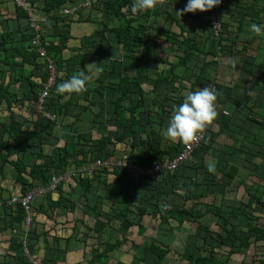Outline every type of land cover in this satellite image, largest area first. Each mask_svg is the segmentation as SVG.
Instances as JSON below:
<instances>
[{
	"label": "trees",
	"instance_id": "obj_1",
	"mask_svg": "<svg viewBox=\"0 0 264 264\" xmlns=\"http://www.w3.org/2000/svg\"><path fill=\"white\" fill-rule=\"evenodd\" d=\"M30 4V8L33 10V14L29 13V10L22 5L17 4V15L19 18H31L37 15L40 11H44L48 16L52 17L55 22L54 33L50 34L45 30V27L42 23L39 22L41 40L45 45L48 56L54 60L58 66V70H64V79H68L74 73H77L87 64L86 57L89 53L99 56L98 61L96 62V67H99L100 75L96 77L98 84L96 85L95 91L100 94V97H103L102 94L104 89L113 90V93H119V95L111 94L109 100V106L113 108V111L116 113V125L118 127V132L116 135L110 136L103 134L98 139H93L87 135H80L77 140L66 141L63 147L57 148V153L50 155V153L45 150V144L47 142L48 135H52L53 124H55L61 117L62 114H65L66 108L70 106V101L78 99L81 95V92H86V97L89 95V89L79 92L72 93L70 97L64 101H59V98L62 96L58 95V98H55L54 94H57L55 86L51 89L50 96L47 98L44 106L45 111L56 116L55 120H51L48 117H43V120H46L47 124L45 126H35L33 128L29 127L28 129H22L21 125L17 118L15 111L12 109L13 102H18L20 99H17V93L11 91L10 86L4 83V79L8 73L11 74V80L16 82L23 83L27 81L31 89L30 91L34 92L32 96L35 102L34 112H39L38 106L39 95L42 92L45 84L49 78V71L46 63V68L44 67L42 61L46 60L39 55V51L35 49L33 44V39L35 36L34 28L29 27L26 30L16 28L15 30L5 31L2 34V40L0 42V65H2L1 78H0V101H6V107H8L9 115L7 118H3L0 115V174L4 173V168L7 165H12L13 170L15 171V185L20 184L21 194H24L26 191L45 186V188L50 187L49 184L54 175L60 174L65 170V167L68 162V157L78 156L83 154V158L78 160L77 165L81 164H93L96 160L106 158L111 156L115 152V147L118 143H125L128 138H131V144H148L151 147L144 154V163L142 165L147 166L153 161V159L163 158V153H168L170 157H173L179 150L182 149L181 140H177L176 144L171 149L165 151L162 147L158 146L161 141L158 137H152L149 135L146 139L141 138L142 133L147 131V127H143L141 132H137L136 135L128 136L129 131H134L140 123L138 120L130 121V124H127L124 121L125 112L129 111L131 117H135V112L140 114L144 110V100L146 98V91L143 88L144 83H150L152 86V92H155L154 100L159 103L156 107V110L151 111V116L149 115V121L157 120L158 125L168 119L169 115L173 112L175 105L166 103L165 99L161 97V91L159 90L160 84L164 81H168L167 84L172 86V90H175L174 86L176 83V78H174V71L176 68L183 66L187 70L196 68L197 63L209 62V59L205 61L198 57L199 52H203L205 56L208 54L214 56L216 55L215 51H205V49L200 45L198 41V36L195 32L188 31L184 26H179L180 30L173 31L170 26H157L153 24V18L159 17L160 13H167L168 17L176 21L174 14L168 11H161L155 8L139 11L136 14L131 12V4L133 0H100L99 2H93L92 5L88 6L90 12L86 17H79L74 19L71 14L64 12L61 13L64 5L70 3L73 7L80 0H26ZM234 2L235 6L239 9L240 17L238 19V26L236 29H233L231 21L222 22V31L219 38H215L212 31L210 30L211 37L215 39L216 44H218L219 54L223 56H228L232 50V56L235 57L236 54L242 53L244 49L249 48V43L246 44L245 40L240 38V33L242 29V23L246 20L250 22L261 23L260 20L264 16V5L259 6L257 0H252L250 3L247 0H227L225 6H230ZM77 6V5H76ZM224 7V6H223ZM76 13L82 15V8ZM72 14V15H76ZM98 14L101 17H105L102 27L95 29L92 32V44L86 45L84 43L81 48L88 46V51L78 52L75 55L64 58V51L69 48L68 40L71 37L70 35V26L73 22L81 21H92V16ZM118 19L117 23H110L113 19ZM49 22V20H46ZM177 22V21H176ZM235 30V31H234ZM235 33V34H234ZM234 34V35H233ZM163 38V39H161ZM112 42L119 44L123 56L129 60H124L119 57L108 58L110 53L106 56H103L107 52H111ZM160 42L170 43L172 45H177V57L176 61H170L167 57L161 56V50L157 51L156 48L160 45ZM239 45L244 44L243 49L236 51L232 44ZM226 44V45H225ZM146 51H151L152 57L145 56L143 49ZM224 48V49H223ZM78 50V49H77ZM145 51V50H144ZM246 51V50H245ZM231 54V53H230ZM219 57V56H218ZM20 58V59H17ZM203 58V57H202ZM195 60L197 62L191 66L190 63H193ZM106 61V63H104ZM216 61V59H213ZM160 62L169 63L170 67L168 69L161 68ZM211 62L208 63L210 65ZM260 69L264 71V62H261ZM105 65V68L102 65ZM31 65L33 68L28 69L25 66ZM204 66V65H203ZM203 66L200 67V71ZM262 66V67H261ZM9 67V69H7ZM43 67L44 71L39 73V69ZM124 71H135V76L128 74H123ZM192 70V71H193ZM38 74V75H37ZM264 75V73H262ZM35 77H39V81ZM109 77L117 78V81H109ZM185 77V75H184ZM194 75H191V79L185 81L181 89L176 90L177 95L175 102L176 104L189 91H195L193 83L199 79L194 78ZM61 78H58L60 80ZM190 82L192 86L187 87L186 82ZM130 84L134 86V89H131ZM217 86V85H216ZM227 88V86H225ZM264 90V86L262 85ZM188 89L187 93L182 92L183 90ZM222 90L221 87H218V96L219 91ZM26 87L23 88L25 93ZM262 93V89L260 90ZM66 95V94H65ZM249 95V91L247 96ZM175 95H168L166 98L170 100ZM65 97V96H64ZM26 99H29L26 97ZM247 99H250L249 97ZM30 100V99H29ZM218 100V99H217ZM248 102V101H247ZM181 103V102H180ZM240 103V101H239ZM250 103V102H249ZM256 106L257 104L254 100L251 102ZM238 104V103H237ZM243 107L240 108L243 113V108H245L244 102L242 103ZM21 105V104H20ZM247 106V104H246ZM0 105V109H1ZM220 113L216 117V120H228L233 117V115H228L218 109ZM247 117L249 114H247ZM61 116V117H60ZM252 122H257L258 119L249 117ZM224 121V122H225ZM223 122V124H224ZM231 124V123H230ZM229 124V125H230ZM137 125V126H136ZM159 128V127H158ZM211 127L208 130V133L214 134L211 131ZM154 130L153 128L150 130ZM160 130V129H159ZM159 130L155 131V134H159ZM121 131V132H120ZM149 132V131H147ZM208 133L205 135L204 140L202 141L197 152L202 151L203 142H205ZM145 141V142H144ZM160 147V148H159ZM88 148V150H84ZM94 148V149H93ZM106 151V152H105ZM123 151V150H122ZM195 151V152H196ZM104 152V156L99 158L97 155H101ZM92 154L94 161L90 160L89 155ZM202 158V154L200 155ZM98 158V159H97ZM203 159H200V161ZM189 162L184 163V166H187ZM202 165V163H198ZM197 164V165H198ZM79 167V166H77ZM110 167H97L93 175L87 176V171H85L84 176L81 177V181L84 182V186L90 188L91 183L96 179L97 176L101 174H107L110 171ZM238 169L233 167L231 170L227 171L224 175L229 177H235ZM116 174L115 181L120 184V194L117 192L114 193L112 197V213L113 217L120 218L122 220L123 229L127 231L129 227L133 224L139 225V231L144 233L143 226L141 225L142 215L146 214L147 210H151L150 213L153 216L158 217L160 220L165 222H170L171 220H177L178 224H182L185 221L196 223L199 221L201 227L205 229V235L201 236L199 232L196 231L192 236V239L195 243H192L190 240L189 248L184 247V251L181 253L184 264H236L232 261V255L240 253L243 248H250L253 243L263 242L264 243V226L259 225L258 215L254 212L248 211V202H240L236 207H232L227 214L224 213L222 206L217 205L213 202L207 204L206 210L203 212L194 209V204L190 203V206L186 203L178 206L172 205V199H166L167 195H173L175 190L183 184L187 186L186 177L185 179H180L174 176L175 178H167L160 176L159 178L148 180L147 178L138 177L136 175H129L127 173H122L119 171H114ZM170 181V182H168ZM67 181L60 182L56 187L57 191L60 192L59 197L54 199L51 195L53 190H47L43 194H37L30 203V214L32 215V223L29 230L25 231L26 227V217L28 212L22 206L21 203H10V199L13 196L11 193H6L7 188L0 184V235L2 231L14 227L15 224H22V232L25 235V240L16 237H10L9 243H7L5 249L3 250V255H0V264H35L34 260L38 258L37 256V244L40 239H44L45 250L44 255L41 258L43 264H58L60 261L66 260V254L73 250L74 245L77 249H80L79 246L80 240L75 239V234L72 233L69 236L63 246H62V237L49 234V230L43 229L39 231V222L38 214L48 212L53 209L62 207L75 206V203L71 205L70 197L63 194L64 184ZM170 183V185L167 184ZM208 182L202 180L201 182H191L189 187L192 185H202L206 187ZM147 184V185H146ZM241 185H244L248 189V193L251 198H255L254 211L259 205H264V199L260 196L255 195L251 192V186H247L244 181L240 182ZM210 185V184H209ZM171 188L170 190H168ZM55 190V189H54ZM136 190V194L134 193ZM212 192V189L204 193L201 191L200 195H207ZM161 199L165 202L161 203ZM166 199V200H165ZM191 200L189 197H186L185 202ZM134 204L138 205L139 208V217L136 221H131L129 219V213L132 211V206ZM242 205H246L243 208ZM152 206V207H150ZM90 209H95L98 205H87ZM207 213H211L213 217H217L221 220V229L215 230L209 225V221H212L208 216L206 220L207 223H203L201 218H204ZM188 215V216H187ZM243 215V221L246 230H238L236 225L232 222L233 219L240 218ZM186 217H189L186 219ZM97 228L95 231H99V227L103 226V223L97 221ZM25 226V227H24ZM198 227V226H197ZM243 229V228H242ZM224 231V233H222ZM197 232V234H196ZM215 233L218 236H215ZM192 234V233H191ZM51 236V238H50ZM197 237L199 240H203L204 243H198ZM52 240V242L50 241ZM78 241V244L76 242ZM74 244V245H73ZM123 243L122 239H117L114 241H106L104 243H98L97 247H93L90 251V256L85 258V261L67 263V264H110L111 255L115 251L119 250ZM1 247V239H0ZM26 248L29 250V254L26 253ZM224 249L222 253L218 250ZM137 251V250H136ZM175 252L171 243H149L142 247L141 252H135L132 260L126 262L123 260H118L115 264H162L165 258L172 256V253ZM177 252V251H176ZM261 262L264 263V260Z\"/></svg>",
	"mask_w": 264,
	"mask_h": 264
},
{
	"label": "crops",
	"instance_id": "obj_2",
	"mask_svg": "<svg viewBox=\"0 0 264 264\" xmlns=\"http://www.w3.org/2000/svg\"><path fill=\"white\" fill-rule=\"evenodd\" d=\"M84 1L85 0H80L79 2L81 4ZM168 1H171V0H168ZM180 1L181 0H176V2H180ZM160 2L162 3L163 1H160ZM257 2L259 6L264 5V0H257ZM17 4H18L17 0H0V42L2 40V34L5 31L15 30L16 28L26 30L27 28L31 26V22H32L31 18L29 17L19 18L18 17ZM22 6L27 8L31 15L34 13L33 10L30 8V4L28 2H27V5L25 4ZM71 6L72 5L70 3L65 4L63 9L61 10V13H63V10L66 8L76 7V5H74L73 7ZM232 6L233 5H230L227 7L225 6V9L230 12ZM82 8L89 9L88 7H82ZM89 12H90V9L88 10V13ZM36 16L39 22L42 23L43 26L47 25L45 27V30H47V32L50 34H53L54 26L56 25L55 22L53 21L54 19L48 16L47 13H45L44 11H40L39 13H37ZM36 16H34L33 19H35V21L39 24ZM71 16H73L74 19H77L79 17H85L86 15L82 14L80 16V13L79 14L76 13V15L71 14ZM47 19L49 20V22L46 21ZM104 19L105 17L93 15L92 21L73 22L70 26L71 37L68 40L69 48L64 51L63 53L64 58L75 55L78 52L80 53V52L88 51L89 49L88 46L83 47V48L81 47L84 43H86V45L92 44V37H91L92 32L95 29L102 27L103 21H105ZM261 19L264 20V16ZM117 22H118L117 18L113 19V21H110L112 25H114V23H117ZM245 22H250V21L246 20ZM77 23L83 24V25L81 27L80 26L75 27V24ZM178 26L185 27V25H179V24ZM45 45L42 43V47L46 50V53H47V49ZM161 46L162 47H161L160 53L164 54L163 57H167L170 61H176V57L178 55L177 45H172L170 43L163 42ZM258 46L260 45L255 44V47L252 46L250 47V49H244L242 53L236 54L238 55L236 58V61L240 62V64L238 65L239 67L232 68V67L227 66L229 64H226V65L221 66L218 71L214 69L209 71L211 67L210 66L211 63L210 65H208L210 67L208 68L207 76L211 77L209 79L211 81L208 82L207 86H209L211 83H214L215 85H217V87L219 86L221 87L222 91H224L227 97L226 101L230 100L235 105L234 108L231 110V115H233V118L235 119L242 118L243 113L240 108L243 107L242 103L245 102L243 99V96H245V91H247V89L244 91V94L242 97H237L242 94L244 85L243 87H239L237 89H232L231 85L234 88L235 87L234 84H236V81L240 80V81H247L246 84H250V86L253 88L254 86H257L258 83H260L264 78V75H262L264 71L259 68L260 65L262 64L261 62H264V53L261 54L260 52L255 51V49H253ZM243 47H241V49H243ZM35 49L39 51L37 47H35ZM113 50H116V51H119V53L120 52L122 53V50L119 44L115 42H112L111 51ZM245 50L247 51V53ZM38 53L40 55V52ZM109 53L111 52H107L103 56H106ZM17 59H20V58H17ZM98 59H99V56L97 58V56L93 55L92 53H89V55L86 57L87 64L96 63ZM255 59H260L261 61L257 63ZM46 61L47 60L42 61V63H45L43 64L45 68H46ZM196 62L197 60H195L193 63H190V65L193 66ZM104 63H106V61H104ZM162 63L163 62H160L161 68L168 69L170 67L169 63H165L164 65H162ZM200 65L203 66L204 63H200ZM25 67L28 69L33 68V66L31 65H27ZM90 67L93 70L97 68L96 64H91ZM103 67L105 68V65ZM7 69H9V67ZM1 70H2V65H0V78L2 74ZM43 71H44V68L41 67L39 69V73ZM188 71L189 70H187L183 66H180L175 69L174 71L175 73L174 78H176V83L174 85L176 87L175 90H172L173 89L172 86L167 84L168 81H164L160 84L159 90L161 91V97L162 99L166 100L165 101L166 103H169L172 105H177L180 102L182 103V99H181L176 104H173L175 102L176 95H177L176 90L178 89L180 90L181 89L180 87L182 86V82H183L182 76L185 75L188 78L190 77L188 76ZM193 72H196V68H194ZM100 73H101L100 71L96 73L92 81L86 86V89L87 90L89 89V92H88L89 96L86 97L85 91L81 92L80 97L74 100V102L70 101L69 102L70 106L66 108L65 114H62V117L60 116L61 118L55 124H53L54 127L52 130V135H48V138H47L48 143H46L44 146L45 150H47V152L50 153V155H52V153L53 155L56 154L58 152L57 148L63 147L66 141H70V140L75 141L77 140V138L79 139L80 135H87L88 137H92L93 139L94 138L98 139L103 134H107L110 136L117 134L119 129L115 123L117 119L116 113L113 111V108L109 106V100H110L111 94L119 95V93H116V92L113 93V90L104 89L102 91L103 92L102 94L104 95H102L103 97H100V94L97 91H95L96 85L98 84V82L96 81V77L99 76ZM123 74L135 76V71H132V70L124 71L123 70ZM10 77H11V74L9 73V70H8V73L4 79V83L6 85H9L11 91L17 93V99H20L18 102H13L12 109L15 111L17 120L20 123H22L21 125L22 129H28L29 127L33 128L35 126H41V125L45 126L47 122L44 121L43 118L40 116L41 114L44 115L43 114V112L45 111L44 106L42 108L39 106L40 114L37 111L36 112L33 111L35 109V102L32 98V96L34 95V92L30 91L31 87L29 83H27V81H24L23 83L12 81ZM35 78L37 79V81H39V77H35ZM58 78H61V79L58 80ZM194 78H196V75L194 76ZM63 79H64V70L62 71L58 70V77L56 79V83H57L56 85L60 84L63 81ZM117 80H118L117 78H109V81H117ZM149 84L150 83L143 84V88L146 91V98L144 100V109H143L144 111L141 112L140 114H138V112H135L136 114L134 118L131 117V113L129 111L125 112L124 121L127 124H130V121L132 120L140 121V123L137 124L138 126L136 125L137 127L135 128L134 131L132 130L129 131L128 136H131L133 138L134 134L136 135L137 132H141L143 127L144 128L147 127V131L149 132L147 131L145 133L143 132L141 138L146 139L147 137H149V135L152 137L154 136L158 137L161 139L158 146L162 147L165 151H167V149L173 148L174 146H170V145L172 144L175 145L176 141L178 140L177 139L173 141V140L166 139L162 135V131H161V127L166 125V122L169 121V118L172 113L169 115L168 119H166L162 123L161 126L157 124L156 119L155 121H151V122L149 121V115L151 116L152 114H154L151 111L156 110V107L159 104L157 103L156 100H154L155 92H152L151 90L152 86H150L151 84L150 85ZM205 86L206 85H203V87ZM225 86H227V88ZM25 87H26V91L24 93L22 91H23V88ZM130 87L131 89H134V86L132 84H130ZM261 89L264 93L262 86L259 87L258 91L262 95V92L260 91ZM41 94L42 92L40 93L39 98ZM58 95L62 96L61 98H59V101L64 102L70 97L71 94L65 95V94L57 93V94H54L55 98H58ZM168 95H175V96L173 98H170L169 100L166 98ZM26 97H28L30 100L26 99ZM217 101H219L220 103L219 108H223L226 106L224 101L222 100L221 101L217 100ZM0 105L2 107L0 109V115L3 118H7V116L9 115V111H8V107H6V101L5 100L0 101ZM22 107H23V110L28 108V112L26 111L27 116L25 117H22V115L20 114V110ZM3 110H5L6 112L4 113ZM152 128L154 130L150 131ZM157 129L158 130L160 129L159 130L160 135L155 134V131ZM131 141L132 139L128 138L125 143H118L115 149L118 151L123 150L122 153H128L134 160L138 161L140 164H143L144 154L151 147H149L148 144H141V143L139 145L138 144L132 145ZM181 143L183 142L181 141ZM84 150L86 151L88 150V148H84ZM103 156H104V152L101 155H97V157L99 158ZM165 156H169L168 153H163V157ZM89 157L91 161L95 160V158L93 159L92 154H90ZM82 158H83V154H80L74 157H68L67 159H68L69 164H67L65 167L66 171L62 172L63 174L65 173L67 175L70 171L76 169V172L73 174V177L69 178V180L64 184V188H63V194L70 197L71 205L75 203V206L74 207L72 206L62 207L61 206V208L59 207L56 210L51 209L48 212L38 214L39 231H42L43 229L49 230V234L51 236L57 235V236L62 237V246L64 242L67 239H69L68 237L71 236L72 233L75 234L74 235L75 239L80 240L79 246L81 248L77 249L76 246L73 244L74 248L73 250L69 251L66 254V260L60 261L58 264H67V263H75V262L82 263L85 261L86 257L90 256V251L92 250L93 247H97L98 243H104L106 241H114V240L123 238V243H141L138 241V239L140 238L142 239V243H146V244L167 243L166 241L163 240L162 235L159 236L160 227L158 228L159 223L161 224V223H167V222L162 221L158 217L153 216V214L149 212L150 211L149 209L147 210L146 214L142 215V219H141V225L143 226V229L145 230L144 233H141L139 231L138 224L131 225L129 229L125 231L123 229L124 223H122V220L120 218L113 217V213L111 209L112 203H113L112 197H114L113 195L115 192L120 194V189H121L120 187L121 183H117L115 181L116 174L114 173V171H119L122 173L124 172L132 176L134 174L129 173L124 168H120L118 166H111L110 167L111 170L109 171V173H107L106 175L103 173L97 176L96 179L91 183L90 188H88L84 186L85 181L84 182L81 181L82 180L81 177L89 176V175L84 176V173L86 171V167L89 166L90 163L88 164L84 163L81 165H77L79 167L76 166L77 162H79L78 160ZM102 159H105V158H102ZM156 159H153V161ZM158 159H162V158H158ZM188 162H189V164L187 165L188 167L182 166V168H180L177 172L169 174L170 179L175 178L174 176L176 175V177H178L180 180L176 178L175 180L181 181L182 179H185V176H187L186 174L191 173L190 166L196 165V152L193 154V156L189 159ZM10 170L14 171L13 167ZM15 174L16 173L14 171V177H13L14 181L16 178ZM192 175H194L192 179H190V177L188 179L187 178L188 176L186 177V179L190 180L189 182H196V170L194 173H192ZM17 184L20 186L19 183ZM7 185L9 186L8 180H7V184L3 183V186H5L6 188L8 187ZM21 187L18 193L21 192ZM50 190H53V189H50ZM11 192L12 191L7 188L6 193H11ZM136 192L137 191L134 190L135 194ZM13 194L15 193L12 192V195ZM59 194L60 192L57 191V189L53 190L51 193L54 199H57L59 197ZM87 205H98V207L95 209H90L87 207ZM131 209L132 211L129 213L128 217L131 221H136V219L139 217L138 205L134 204ZM201 219H204V218H201ZM144 220L147 223H145ZM97 221H100L103 223V226L99 227L98 232L95 231V228H97V225H96ZM19 226L22 227V225H19ZM192 234H194V232ZM180 240H182V238ZM50 241L52 242V240ZM76 242L78 244L77 240ZM185 242L188 243L186 240ZM38 244H41L42 249L45 250L44 239H40ZM38 244H37V247H38ZM129 250L132 251L133 253H130L132 257L129 259V261H126V262H130L134 256V253L135 252L137 253L136 244H133L129 248ZM121 253H123L121 248L119 252L118 250L115 251V253L111 255L110 264H115L118 260H123L120 257ZM37 254L40 255V258H42V256L44 255V253L43 254L37 253ZM169 257L170 256L165 258L162 264H164L168 260Z\"/></svg>",
	"mask_w": 264,
	"mask_h": 264
},
{
	"label": "rangeland",
	"instance_id": "obj_3",
	"mask_svg": "<svg viewBox=\"0 0 264 264\" xmlns=\"http://www.w3.org/2000/svg\"><path fill=\"white\" fill-rule=\"evenodd\" d=\"M160 1H163L162 3ZM158 1L157 5L154 7L155 9L161 10V11H168L176 17V21L171 20L167 13H160L159 17L153 18V24H156L157 26H170L173 31H179L180 28L179 25H185V29L191 32L196 31V35L198 36V41L200 45L205 49V51H215L216 55L218 56L215 58L214 56L208 54L209 56H205L203 52L198 53V57H203L205 61L210 59L209 62H211V67L208 66L209 62H206L200 71V62L196 64V72H193V69H190L188 71V77L182 76L183 82L182 86L187 80V78L190 80L192 73L194 76L196 75V79H199L198 81L193 83V86L195 87V90L200 87L203 88V85H207L211 77H208V68L210 67L209 71L211 70H219L221 66L229 64L227 66L235 68L239 67L238 65L240 62L236 61V58L238 55H235V57L232 56V50L231 54L229 53L228 56H223L219 54L221 50H219L218 44H216L215 39L211 37V33L209 30V26L204 20V13H208L207 11L201 12L196 11L195 13H184L179 14L177 11L182 10L185 7V4L187 3V0H181L180 2H176V0H160ZM252 0H247V2H250ZM80 2L76 3V5H79ZM172 4V5H170ZM230 12L225 9L224 7L221 9V17L222 22L225 21H231L233 29H236L238 26V19L240 17L239 9L235 6V3L232 2ZM89 9L82 10V14L88 15ZM96 16H99L98 14H95ZM85 16V17H86ZM261 23H264V20H260ZM205 24V25H204ZM250 22H243L242 23V29L240 33V38L246 41V44L249 43L250 47H255V44H259L260 46L253 48L255 51L260 52L261 54L264 53V37L256 36L252 34L249 30ZM83 24H75V27L82 26ZM235 31V30H234ZM235 34V33H234ZM233 34V35H234ZM163 39V38H161ZM262 41V42H261ZM255 42V44H254ZM261 42V43H260ZM161 44L163 42H160V45L158 48H156L157 51L161 50ZM226 45V44H225ZM232 46L237 49L236 51L241 52V47L243 45L232 44ZM224 49V48H223ZM145 50V51H144ZM143 52L145 53V56L152 57L151 51H146V49H143ZM247 53V51H246ZM163 56L164 54H160ZM113 57H119L124 60L126 58L122 55V53L116 50L111 51L110 56L108 58ZM213 59H216V61H213ZM131 61L130 59H127ZM126 60V61H127ZM255 61L258 63L261 60L255 59ZM203 63V61L201 62ZM165 62L162 63L164 65ZM258 65V64H257ZM104 66V64H103ZM225 66V67H227ZM224 67V68H225ZM223 68V69H224ZM221 69V70H223ZM206 76V77H205ZM112 78V77H109ZM194 80V78H193ZM247 81H240L237 80L235 87L232 89H237L239 87H243L242 94L237 97H242L245 91V96H243L244 99V105L245 108H243V114L241 119H235L231 116V118L226 122L225 120H219L215 119L212 123H210L211 131L214 132V134L208 133L205 142H203L202 151L197 152L196 151V165L190 166L191 173H188V179H192L194 175L192 173L196 170V182H201L202 180L208 182L205 186H200L194 184L192 187H189L190 180L186 179L187 186H184L183 184H180V186H177L175 190V193L173 195H167L166 199L171 198L172 199V205H182L186 203V205L190 206V203L194 204V209L199 210L203 212L208 207V203H215L217 205H220L224 209V213L227 214L229 210L232 207H236L239 205L240 202L247 203L248 201V211L254 212L259 217V221L257 222L259 225L264 226V205H259L256 210L254 211V204H255V198H251V196L248 193V189L244 187V185H241L240 182L244 181L247 186H251V192L255 193V195L260 196L264 199V93H261L258 91L260 86H264V78L263 80L258 83L257 86H254L253 88L250 86V84H246ZM187 87L192 86L191 83L186 82ZM214 84V83H211ZM190 85V86H189ZM215 85V84H214ZM181 86V87H182ZM251 87V88H250ZM218 90V87H217ZM249 90V95L247 96ZM189 90L185 89L182 92L187 93ZM229 92V90H228ZM250 99H247V98ZM227 97L224 93V91H219L218 100H222L225 102L226 106L221 108V110L228 115H231V110L234 108V104L227 100ZM254 100V102L257 104L254 106L251 102ZM248 101V102H247ZM250 102V103H249ZM247 104V106H246ZM220 107L219 101L216 102V108L217 112ZM39 110V106H38ZM26 111L28 112V108L23 110V107L20 110V114L22 117L27 116ZM5 113L6 111L3 110ZM246 113L249 114V116H246ZM42 118L44 115H40ZM246 116V117H244ZM40 117V118H41ZM249 117L258 119L257 122H252ZM47 118V117H45ZM235 119V120H234ZM46 121V120H44ZM225 121V122H224ZM168 122H166V125L161 127V131L167 127ZM224 122V124H223ZM231 123V124H230ZM230 124V125H229ZM213 126V127H212ZM122 151L115 150V155L121 154ZM203 155L202 158L200 155ZM200 159H203L200 161ZM202 163V165H199L198 163ZM215 163V170L209 171L208 164L209 163ZM198 164V165H197ZM237 167L238 171L235 175V177H229L224 175L227 171L231 170L233 167ZM188 167V166H187ZM12 168V165H7L4 168V173L0 174V184L3 185V183L8 184L7 187L10 189L13 193V197L18 196V191H20V187L18 184L15 185L14 183V171L10 170ZM168 178L169 175H168ZM170 182V181H168ZM210 184V185H209ZM147 185V184H146ZM170 185V183H168ZM169 188L168 190H170ZM207 195H200L201 191L206 193L207 191L211 190ZM186 197H189L191 200L188 202H185ZM165 199V200H166ZM165 202L163 199H161V203ZM243 208L246 207V205H242ZM152 207V206H150ZM151 211V210H150ZM149 211V212H150ZM211 218L212 221H209L207 219L208 216ZM188 216V215H187ZM189 217H186L188 219ZM146 219V218H145ZM209 222L210 227H212L215 230L221 229V220H219L217 217H213L212 214H206L204 219H201L203 223ZM145 221V220H144ZM232 222L236 225L238 230H246L244 221H243V215H241L240 218L233 219ZM145 223H147L145 221ZM201 223L199 221L194 224L193 222L185 221L182 224H178L177 220H171L170 223H159V236H163V240L167 243H171V247L175 250V252L172 253V256L168 258V260L164 264H184L183 259L181 257V254L184 251V247H186L188 242L187 248H189L190 240L192 239L193 232L196 231L201 234V236L205 235V229L201 227ZM22 225V224H20ZM198 226V227H197ZM25 227V226H24ZM174 227V228H173ZM243 228V229H242ZM25 231L27 229V225L24 228ZM22 227L18 224H15L14 227L8 228L4 231H2L0 235L1 239V247H0V255H3V250L5 249L7 243H9L10 237H16L26 239L25 235H23ZM196 232V234H197ZM224 233V231L222 232ZM215 236L217 237L218 234L215 233ZM182 238V240H180ZM188 238V239H187ZM194 240H196V237L192 239V243H195ZM198 243H204L203 240H199L197 237ZM141 243H125L121 250L123 253H121L120 257L123 259V261H129V259L132 257L130 253H133L129 250V248L136 244V250L137 252L142 251V247L146 245V243H142V239H138ZM41 244H38V250L37 252L40 254L44 253V250L41 247ZM132 249V248H131ZM120 250V249H119ZM118 250V252H119ZM127 251V253H126ZM177 251V252H176ZM220 253L224 251V249L218 250ZM38 258H36L34 261L37 263L38 261L41 262L40 255H38ZM1 257V256H0ZM232 261L236 264H264L261 262V260H264V243L263 242H256L251 245L250 248H243L240 253H236L232 255Z\"/></svg>",
	"mask_w": 264,
	"mask_h": 264
},
{
	"label": "clouds",
	"instance_id": "obj_4",
	"mask_svg": "<svg viewBox=\"0 0 264 264\" xmlns=\"http://www.w3.org/2000/svg\"><path fill=\"white\" fill-rule=\"evenodd\" d=\"M157 3L158 0H133L131 12L132 14H136L139 11L152 9ZM220 3L221 0H187L185 7L177 12L181 15L184 13H195L196 11L205 12L213 9ZM249 30L256 36L264 37V23L252 22L249 25ZM91 64L97 63H89L80 71L71 75L68 79L63 80L57 85L56 92L58 94H72L85 90L86 86L92 81L94 75L101 70L99 67L93 70L90 67ZM217 99L218 91L207 85L203 88L198 87L195 91H189L183 97L182 103L174 106L168 125L163 130L162 135L166 139L173 141L179 139L186 144L194 142L199 132L203 130L206 125L212 123L218 116L216 108ZM44 104H42V106L39 105L42 108ZM43 114L51 120L56 119V116L54 115L52 118L53 114L48 111H44ZM95 162L87 166L86 171L95 167ZM208 169L209 171H214L215 163H209ZM74 171L76 172V169H74ZM71 177H73V175L69 178ZM69 178L66 181H68Z\"/></svg>",
	"mask_w": 264,
	"mask_h": 264
},
{
	"label": "built area",
	"instance_id": "obj_5",
	"mask_svg": "<svg viewBox=\"0 0 264 264\" xmlns=\"http://www.w3.org/2000/svg\"><path fill=\"white\" fill-rule=\"evenodd\" d=\"M100 0H85L83 3L79 4L74 8H66L64 12L69 14H75L81 7H88L92 5L93 2H99ZM18 4L20 5H27L26 0H17ZM227 0H221V3L214 7L213 9L207 11L208 13H204V20L209 26V29L212 31L215 38H219L222 31V17H221V9L226 4ZM31 27L34 28V39L33 44L39 49L40 55L42 58L46 59L48 71H49V78L47 83L45 84L42 94L39 98V104L42 106L50 96L51 89L55 86L56 79L58 77V66L54 62L53 59H50L47 56L46 50L42 47V40H41V33L40 27L35 21L32 19ZM210 87L217 90V86L214 84H210ZM218 91V90H217ZM49 116V115H48ZM54 115H52V118ZM210 128V124L206 125V127L201 130L198 134L197 139L191 143H182V149L179 150L173 157L165 156L162 159H156L152 161L149 165L144 166L140 164L138 161L134 160L128 153H122L118 155H113L105 159H99L95 162V167L87 171L89 176H92L93 171L96 167H111V166H118L120 168L126 169L129 173H132L138 177H145L148 180H153L159 178L160 176L167 177L169 174L177 172L184 163L189 161V159L193 156L195 151L199 148L202 141L205 138V135L208 133ZM75 173L74 170L70 171L67 175L64 173H60L54 175L52 180L49 184L50 187L45 188V186H40L31 190L26 191L24 194L20 192L17 194L16 197H11L10 203H21L22 206L28 212V216L26 217V225L27 229H30L32 223V215L30 214V203L34 199L37 194H43L47 190L56 189L57 185L60 182L66 181L71 175ZM26 253L29 254V250L26 248ZM35 264H43L42 262H35Z\"/></svg>",
	"mask_w": 264,
	"mask_h": 264
},
{
	"label": "bare ground",
	"instance_id": "obj_6",
	"mask_svg": "<svg viewBox=\"0 0 264 264\" xmlns=\"http://www.w3.org/2000/svg\"><path fill=\"white\" fill-rule=\"evenodd\" d=\"M56 84V83H55Z\"/></svg>",
	"mask_w": 264,
	"mask_h": 264
}]
</instances>
